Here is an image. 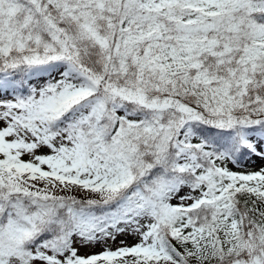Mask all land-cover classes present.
I'll return each instance as SVG.
<instances>
[{"label":"snow or ice","instance_id":"6c2138e0","mask_svg":"<svg viewBox=\"0 0 264 264\" xmlns=\"http://www.w3.org/2000/svg\"><path fill=\"white\" fill-rule=\"evenodd\" d=\"M0 264H264V0H0Z\"/></svg>","mask_w":264,"mask_h":264},{"label":"rangeland","instance_id":"374dc122","mask_svg":"<svg viewBox=\"0 0 264 264\" xmlns=\"http://www.w3.org/2000/svg\"><path fill=\"white\" fill-rule=\"evenodd\" d=\"M260 164H261V162L260 161H257L256 162V165H254V167H258ZM130 242H131V239H130Z\"/></svg>","mask_w":264,"mask_h":264}]
</instances>
